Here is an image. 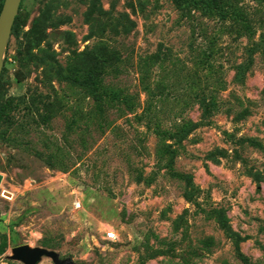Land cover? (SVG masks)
<instances>
[{
  "label": "rangeland",
  "instance_id": "rangeland-1",
  "mask_svg": "<svg viewBox=\"0 0 264 264\" xmlns=\"http://www.w3.org/2000/svg\"><path fill=\"white\" fill-rule=\"evenodd\" d=\"M0 175V264H264V0H23Z\"/></svg>",
  "mask_w": 264,
  "mask_h": 264
},
{
  "label": "water",
  "instance_id": "water-1",
  "mask_svg": "<svg viewBox=\"0 0 264 264\" xmlns=\"http://www.w3.org/2000/svg\"><path fill=\"white\" fill-rule=\"evenodd\" d=\"M23 0H5L0 14V79L5 65V54L12 37L13 28ZM3 177L0 175V186ZM43 258L50 259L53 264H73L71 260L61 261L59 254L44 248L31 249L20 246L14 249L11 259L22 264H39Z\"/></svg>",
  "mask_w": 264,
  "mask_h": 264
},
{
  "label": "built area",
  "instance_id": "built-area-1",
  "mask_svg": "<svg viewBox=\"0 0 264 264\" xmlns=\"http://www.w3.org/2000/svg\"><path fill=\"white\" fill-rule=\"evenodd\" d=\"M82 208V201L77 199L76 202H74V209L79 211ZM105 240L107 242L117 244L121 242V236L116 231H110L105 234Z\"/></svg>",
  "mask_w": 264,
  "mask_h": 264
},
{
  "label": "trees",
  "instance_id": "trees-1",
  "mask_svg": "<svg viewBox=\"0 0 264 264\" xmlns=\"http://www.w3.org/2000/svg\"><path fill=\"white\" fill-rule=\"evenodd\" d=\"M17 19H18V17H17ZM17 19H16V21H17ZM12 103H13V100L10 99V100H9V103H8V104L10 105V107H8V110L11 109V105H12Z\"/></svg>",
  "mask_w": 264,
  "mask_h": 264
},
{
  "label": "bare ground",
  "instance_id": "bare-ground-1",
  "mask_svg": "<svg viewBox=\"0 0 264 264\" xmlns=\"http://www.w3.org/2000/svg\"><path fill=\"white\" fill-rule=\"evenodd\" d=\"M12 195V194H11Z\"/></svg>",
  "mask_w": 264,
  "mask_h": 264
}]
</instances>
